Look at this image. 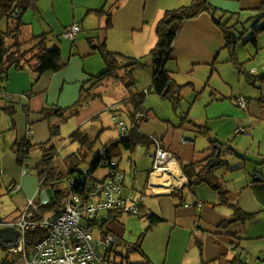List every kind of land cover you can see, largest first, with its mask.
<instances>
[{"label": "crops", "instance_id": "0c3cea01", "mask_svg": "<svg viewBox=\"0 0 264 264\" xmlns=\"http://www.w3.org/2000/svg\"><path fill=\"white\" fill-rule=\"evenodd\" d=\"M195 1L121 0L116 6V0H41L37 10H33L36 16L30 15L29 12L26 14L27 17L31 16L33 19L26 22L24 17L27 25L22 29L21 40L30 42L35 36L48 34L50 46H58L61 49L67 66L61 72H47L40 78L31 69L27 71L26 68L22 73H15L13 79L6 81L0 90V118H2L1 114L5 108H10L16 112L14 117L16 130L12 129L14 126L10 117L6 120L2 118L3 120L0 121L2 181H5L6 185L11 187L12 192L17 195V209H19L17 213L4 220L0 217L1 225L17 221L25 210L27 201L34 197L38 198L39 193V189L35 188V179L29 177L30 174H24L18 168L11 153L12 144L16 140L24 138H30L33 144L48 142L50 138L49 126L43 120L42 111L47 107L68 108L72 106L79 99L82 87L90 82L93 76L100 75L106 69L103 59L91 48L89 39H96V43L106 44L110 53L142 59L157 44V25L164 13L169 10L189 7ZM210 4L218 10L217 18L221 17L222 19V15H226V18L223 17L224 21L230 20L229 26H235L239 21L242 22L241 20L245 17L248 18L247 22L251 21L254 17L252 12L261 7L264 0H210ZM102 9H111L113 14L112 26L109 29L107 17L105 15L99 16L96 13ZM232 15L236 16L230 19ZM74 25H80L81 32L74 41H70L64 37V33ZM4 26L1 30L6 29V24ZM257 27V24L251 25L252 35ZM236 29L238 36L249 32V28H242L245 33L239 30V26ZM243 39L246 41L245 35ZM251 46L256 50V53L248 52L249 58L252 59L248 60L247 63L241 62L244 64L243 72L237 68L240 84L242 79L247 85H253L247 74L252 79L264 74V58L256 63L259 56L264 55V33L257 36V47L253 44ZM223 64L235 67L230 62L229 53L225 49L222 31L214 24L211 15L204 14L199 18L185 22L173 44L172 58L167 63L166 69L173 74L178 84H193L192 89L187 88L186 90H195L197 86L205 85V87L217 92L212 93V95L237 97L235 96L237 92L232 88V84L226 78L227 76L222 74V68H229L227 66L222 67ZM252 67L259 70L258 75L251 73ZM152 75L149 73L151 78L148 86H151ZM140 89L142 91L147 90L143 87ZM109 90H113L119 97L116 98L125 104L128 96L121 86L110 87ZM3 92L8 98L3 96ZM253 97H257V95ZM262 101L259 100L260 109H255L254 104L252 105L250 109L251 120H259L264 117ZM114 106L113 103L110 107L104 100L95 101L75 118V125L78 129L89 121H96L101 125L100 116H103L106 121V116L116 109ZM26 108L31 111L29 118L24 114ZM145 108V121L141 124V131L144 135L158 138L160 147L174 155L178 162L177 169L179 172L177 174L179 176L169 173L168 175L174 179V185L169 192H163L167 188L156 187L154 185L156 174H152L154 156L159 146L147 148L145 155L138 154L136 158L129 157L124 169L120 165L122 153L118 150L117 154L120 155L119 167L125 173L123 196L128 197L130 191L146 196L145 210L162 219V223L155 226L153 230L164 226L168 230L171 240L172 237H176V243L173 242L175 247L187 248L184 256L180 258L179 264H232L233 261L242 264L243 261L238 251L240 244L234 243L232 239L240 240L242 238L246 240L252 237L245 235L240 237V232L243 234V229L238 227L239 223L225 229L222 228V225L233 216L235 211L233 206L221 204L218 193L207 185L197 186L194 191H190L191 194H195L197 199L190 198L188 203L184 201L185 196L183 199L171 196L174 191H182L188 183L187 178L181 172L180 161L201 163L214 154L215 150L212 149L209 139L200 132L201 129L196 127L207 125L194 123L192 125L182 122L181 125L174 127L168 122L170 120H163L157 124L160 121L157 114L152 109ZM173 112L176 113L174 110ZM181 115L182 118L184 113ZM151 119H154L155 122L151 123ZM207 127L209 128V126ZM252 127L254 126L252 125ZM209 129L211 137L217 143L225 146L233 155L236 154L232 145L223 144L213 133V130ZM190 130L195 135H202L207 140L208 147L199 146L194 138H185V131ZM30 131H32V136L29 135ZM224 154L230 155L227 150L224 151ZM263 157L264 155L262 160ZM40 161L41 158L36 157L29 164L32 163L34 166ZM225 162L227 166L222 170L227 172L222 174V170H220L217 176L229 192L231 204L237 205L249 215L261 212L264 209V186L254 185L251 175H260L263 178L262 170L257 168L250 171L242 165L232 166V162L226 160ZM161 176L163 175L159 177L161 178ZM163 179L164 177H162ZM140 181L143 184L141 192L137 189L140 187ZM159 189L162 192H159ZM199 189L201 192L196 194V190ZM200 204H202L201 208ZM103 217L105 216L103 215ZM180 236L184 237L181 238ZM233 251L235 256L229 259ZM143 255L146 256L144 250ZM0 264H26V262L21 256L13 255L9 250L0 246Z\"/></svg>", "mask_w": 264, "mask_h": 264}, {"label": "trees", "instance_id": "16d2710c", "mask_svg": "<svg viewBox=\"0 0 264 264\" xmlns=\"http://www.w3.org/2000/svg\"><path fill=\"white\" fill-rule=\"evenodd\" d=\"M120 1L116 0V6H118ZM40 2L41 0H0V24L1 22H5L6 24L5 30H1L0 28V90L8 80V73L11 69L22 71L29 68L40 78L47 72H61L67 66V63L63 59L61 49L58 46H50V36L48 34L35 36L30 42H22L21 40L22 29L27 25L24 21L25 14L31 10H37ZM254 12L255 15L252 20L259 27L254 30L251 38L243 41L245 34L238 36L236 34V28L237 26H244L245 24L239 21L237 25L229 26L230 20L224 21L223 19V17L226 18V15H222V19L221 17L217 18L218 10L210 4V0H196L189 7L166 11L157 25V44L142 59H133L120 54L110 53L106 44L96 43V39H89L93 51L97 52L103 59L106 67L104 72L98 76H93L90 82L82 87L79 99L72 106L68 108L47 107L42 111L43 120L49 126L50 138L48 142L44 144H33L30 138H24L22 140H16L11 147L18 168L22 172L26 171V174H31L27 164L32 160L33 155L35 153L41 155V161L35 165L40 183L38 193L40 213L43 216H55L59 212L66 193L65 184L68 179L79 180L87 176L89 182L98 181L93 178V174L101 167L106 169L110 168L111 161H116L115 158L120 156L117 154L120 147L130 153H134L139 146H146L147 148L159 146L161 148L158 138L149 137L142 133L141 124L145 121V107L148 95L154 94L163 101L170 103L173 110L179 114L184 101V91L187 88H193V84H178L173 74L166 69L167 63L172 58L173 44L185 22L199 18L204 14L211 15L214 24L220 28L224 35L225 49L229 53L230 62L238 70L243 72L244 64H241L238 58L237 48L239 44H253L257 47V36L264 33V4L258 9H255ZM96 13L99 16L105 15L107 17L108 29L111 28L113 16L111 9H102L96 11ZM235 16H230V19L235 18ZM28 46L31 47L28 49ZM146 70L151 71L153 74L152 83L149 89L142 91L139 87L140 78H138V74ZM247 75L251 78L250 81H252L253 85H256L257 80L264 82V74L253 79L249 74ZM2 77L6 78L2 79ZM119 86L127 93L128 97L125 103L128 107L130 123H134L136 125L135 128L132 129L125 139L112 142L102 152L95 153L97 156L95 158L96 160L85 171L82 170V166L87 164V160L93 155L95 142L92 140V137L82 131V128L77 129L70 138L73 142H79L81 148L77 153L70 155L64 161L65 170L62 171L61 168L56 166L59 155L57 139L60 136L62 126L70 120L77 118L84 109L95 101L103 100L106 93L105 90H108L110 87L115 88ZM2 114L12 119L14 126L12 129L16 130V124L14 122L16 112L10 108H5ZM24 114L29 118L31 114L30 109H24ZM181 120L185 124L193 125V122L189 119V113H185ZM196 127L201 129L200 132L209 139L213 147L212 149L215 152L211 157L201 163H186L180 161L181 172L187 178L188 183L182 191H174L171 193V196L183 199L186 191H194L197 186L207 185L218 193L221 204L233 206L235 209L233 216L222 225V228L225 229L237 223H245L253 215L246 214L237 205L231 204L229 201V192L217 176V173L227 166L224 159L225 146L220 145L211 137V131L207 126ZM104 151L110 154L108 157L110 161L106 160L107 157L103 158ZM227 153L230 155L233 154L230 150H227ZM117 163L119 167V162ZM261 163L264 164V157ZM106 164L109 167H106ZM2 175V169L0 167V197L2 196ZM83 186L86 187L87 183L86 185H81V187ZM49 190L53 193L55 201L43 204L41 200L42 193ZM77 191H80L79 186L77 187ZM123 214L125 212L111 211L105 214V217L97 220L96 225L99 236L105 238L108 234H112L119 238L118 243L109 247V252L114 251V246H121L130 247L131 252H138L143 255V244L148 233L155 226L162 223V219L155 214L148 213L144 205L141 208L139 218H146V230L136 243L129 245L124 239V226L121 232H115L110 227V224L112 222H118ZM44 234L45 231L41 228L28 230V247H31L41 240ZM117 257L125 259L122 252H119ZM122 264H124V260H122ZM232 264L237 263L233 261Z\"/></svg>", "mask_w": 264, "mask_h": 264}, {"label": "rangeland", "instance_id": "374dc122", "mask_svg": "<svg viewBox=\"0 0 264 264\" xmlns=\"http://www.w3.org/2000/svg\"><path fill=\"white\" fill-rule=\"evenodd\" d=\"M29 13L32 16H36L33 10L29 11ZM26 14L24 16L26 22H29L30 19H33V17L31 16L27 17ZM252 15L254 16L255 12H252ZM241 21L242 23L245 22V25L239 26L240 31L244 30L242 29L243 27L246 29L249 28V32L245 34V39L247 40L252 37V31L250 27L252 24H254V20L247 22L248 18L245 17ZM4 25L5 22H1L0 28L2 29ZM237 51L240 63H247L248 60L252 59L249 58L248 52L254 54L256 53V50L251 46V44L244 45L243 43L239 44ZM262 58H264V55H260L259 58L256 60V63ZM224 66H227L229 68H222V74L223 76H227L226 78L232 84V88H234L235 92H237V94L235 95L237 97H221V95L218 94L217 96H215L212 95V93L216 92L214 89H210L205 87V85H201L197 86L195 90L184 91L185 99L182 103L181 111L179 114L173 112V107L170 103L163 101L161 98L154 94L147 96L146 107L148 109H152L157 114L158 118L160 119L157 124L161 123L163 120H170L168 122L173 124L174 127L181 125V123L183 122L181 120V114L190 113L189 118L194 124L209 126V128L213 130V133L217 135V137L219 138V140H221L223 144L232 145L236 154H231L227 156L225 155V160L227 162H232V166L242 165L245 169H248L250 171L252 169L259 168L262 170L261 172L264 173V164L261 163L263 162L262 156L264 155V117L259 120L250 119V109L252 105L254 104L253 107L255 109H260L259 107H261V104L259 100H263L261 102L263 106L264 82L257 80L256 85H247L246 83H244L245 80L241 79L242 83L240 84L237 76V68L223 64L222 67ZM26 70L30 71L29 68H27ZM24 71L25 70L19 71L11 69L8 73L7 81L13 79L15 73H22ZM149 73H151V71L146 70L138 74V78H140L139 87L149 89L150 86H148V83L151 78L149 77ZM105 91V96L107 95L110 97H104V102L107 103L110 107L114 103V107H116V109L113 113H110L106 116V121L109 128L108 130L103 131L102 125H100L96 121H89L85 125H81L82 131L87 133L88 136L92 137V140L95 142L93 148V155L89 157V159L87 160V164H84L82 166V170L84 171L87 170L89 166H91L92 163L96 160L95 158L97 156L95 153L102 152L106 146L110 145L112 142H117L120 139V130L117 128L118 123L122 120L127 122L128 124L130 123L127 104L121 103L116 98L118 97V95H116L113 90ZM254 95H257V97H253ZM239 98H243V100L248 103L247 110H243L238 106L237 100ZM221 115L222 117H220ZM1 116L5 120L8 119L5 114H1ZM2 118H0V121L3 120ZM75 121L76 120L74 118L68 123H66L64 126H62L60 136L57 139L59 155L57 158L56 166L61 168L62 171L65 170L64 161L70 155L77 153L78 150L81 148L79 142H73V140H71L70 138L71 135L78 129L75 125ZM152 122H155L154 119H151V123ZM252 125L254 127H252ZM243 128H248L247 130L249 133H251V135L244 136L242 134L237 133L238 130ZM185 134V138H194L195 142H197L199 146L208 147V142L202 135H195V133L191 130L185 131ZM146 150V146H139L134 153H130L120 147L119 151L122 153V160L120 161V157H116L115 159L117 162L120 161V165L122 169H124V167L127 166V161L129 157L136 158L138 154L145 155ZM225 150L228 149L225 147ZM36 157L41 158V155L35 153L32 157V160H35ZM32 160H30L29 162H31ZM27 165L31 171L29 177L31 176L33 177V179H35V188L37 187L38 190L40 183L38 173L35 170V165L33 166L32 163ZM108 172V169L101 167L93 174V178L97 180H102L106 177ZM225 172L227 171L222 170V174ZM251 177L252 183L254 185L258 184L264 186V181L257 182L255 181L256 177L254 175H251ZM139 186L140 187L137 189L139 192H141L143 190V184L141 181ZM203 187L206 188L205 186ZM201 189L196 190V194H198L199 191L201 192ZM130 192L135 193V191ZM1 194L2 196L0 197V217L2 218V220H4L7 217L14 215V213H17L19 209H17V195L12 192L11 187H8L5 181H2ZM190 198H195V200L197 199L195 194H191L190 191H186L184 201L188 203V199ZM146 221V218L141 219L139 217H135L128 213H125L118 220V222H112L110 224V227L115 232H121L122 227L124 226V239L125 242L130 245L136 243L142 236V234L145 232L147 227ZM82 226L86 227L88 226V223L83 222ZM238 227H241L243 229V234H241L240 232V237H242V235L252 237L251 239L246 240H243L242 238H240V240L232 239L234 243L240 244V248H238V251L243 261L242 264L246 262L249 264H264V209H262L261 212H258L253 215L251 219H249L245 223H239ZM93 233L96 238H99L98 231L94 230ZM180 237L182 238L184 236ZM176 241L177 240L175 236L172 237L171 240L168 230L164 226H160L159 228H156L155 230L149 232L144 241L143 250L146 256H143L138 252H131L132 250L130 249V247L128 248L121 246H114V251L109 252V254L106 253V250H104L102 251V254L105 257V260L110 261L111 264H122V260H124V264H179V260L184 256L187 248L175 247L173 242L176 243ZM119 252L123 253L125 259L117 257V254ZM231 253V258L229 259H232L235 256L234 251ZM148 259L150 260V262Z\"/></svg>", "mask_w": 264, "mask_h": 264}, {"label": "built area", "instance_id": "2783aa9c", "mask_svg": "<svg viewBox=\"0 0 264 264\" xmlns=\"http://www.w3.org/2000/svg\"><path fill=\"white\" fill-rule=\"evenodd\" d=\"M80 32V25H74L65 31L64 37L74 41ZM251 73L256 75L259 70L253 68ZM2 94L8 98L5 92ZM237 103L243 110L248 109V103L243 98H239ZM99 121L102 129L107 130L108 126L103 116H100ZM135 126L134 123L120 121L117 126L120 130V139H125ZM237 133L251 135L245 128L238 130ZM29 135L32 136V131ZM102 156L110 161L108 158L110 154L107 151H104ZM174 164L178 165L174 155L159 148L152 174L159 173L163 175L162 178L171 173L170 169ZM106 167L109 166L106 164ZM108 171L106 177L98 181L89 182L87 176L79 180L68 179L65 184V196L55 216H43L39 210L38 198L29 199L17 221L0 226L14 227L20 233L16 247L9 252L21 256L26 264H110V261L105 260L102 251L106 250L108 253L109 247L118 243L119 238L112 234H108L105 238L100 236L96 238L93 231L98 230L97 220L111 211H122L139 217L146 196L133 192L128 197H124L125 173L114 160L111 161ZM23 173L26 174V171ZM86 183V187H81ZM78 186L80 191H77ZM83 222L88 223V226L83 227ZM39 228L45 231L43 238L28 247L27 231Z\"/></svg>", "mask_w": 264, "mask_h": 264}, {"label": "water", "instance_id": "95a60500", "mask_svg": "<svg viewBox=\"0 0 264 264\" xmlns=\"http://www.w3.org/2000/svg\"><path fill=\"white\" fill-rule=\"evenodd\" d=\"M6 77H2L5 79ZM257 182H262L263 178L260 175H255ZM43 204L54 202L53 193L49 191H44L41 196ZM20 233L14 227H0V246L5 250H12L16 247Z\"/></svg>", "mask_w": 264, "mask_h": 264}, {"label": "bare ground", "instance_id": "6f19581e", "mask_svg": "<svg viewBox=\"0 0 264 264\" xmlns=\"http://www.w3.org/2000/svg\"><path fill=\"white\" fill-rule=\"evenodd\" d=\"M170 171H171L172 174H175L176 176L177 175L179 176V174H177L179 171L177 169L176 164L171 166ZM159 176H160L159 173H157L155 175V177H154L155 178L154 179V185H156V187H165L167 189H164L163 192H169L171 187L174 185V179L171 178L170 175H166V176H164V179L162 180V178H160ZM161 185H163V186H161ZM159 192H162V191L159 189Z\"/></svg>", "mask_w": 264, "mask_h": 264}]
</instances>
